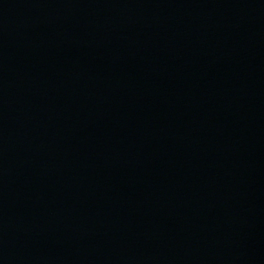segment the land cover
Wrapping results in <instances>:
<instances>
[{
  "label": "water",
  "instance_id": "1",
  "mask_svg": "<svg viewBox=\"0 0 264 264\" xmlns=\"http://www.w3.org/2000/svg\"><path fill=\"white\" fill-rule=\"evenodd\" d=\"M0 264H264V0H0Z\"/></svg>",
  "mask_w": 264,
  "mask_h": 264
}]
</instances>
